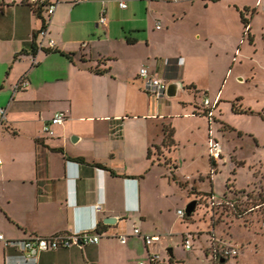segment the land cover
Returning a JSON list of instances; mask_svg holds the SVG:
<instances>
[{"label":"crops","instance_id":"obj_1","mask_svg":"<svg viewBox=\"0 0 264 264\" xmlns=\"http://www.w3.org/2000/svg\"><path fill=\"white\" fill-rule=\"evenodd\" d=\"M47 1L57 6L47 25L46 49H38L34 33L41 19L22 0H0V107L6 109V124L0 128V233L11 240L8 245L0 240V264H136L145 258L139 264L149 253L158 254L164 264L157 223L165 192L151 177L163 165L151 150L162 146L171 157L175 142L164 146L163 130L156 141L149 129L172 114L164 97L146 93L139 68L145 65L168 83H178L176 93L185 85L196 88L190 101L181 100L191 106L184 115L203 117L195 106L208 98L217 101L208 125L214 117L226 123L215 116L223 101L220 89L210 97L184 70L201 52L196 47L200 39L208 57L224 63L225 75L241 59L255 58L258 40L264 53V0H126L124 8L119 0ZM164 3L171 6L163 10ZM103 8L104 26L98 22ZM242 13L250 21L251 42ZM185 19L193 24L190 43L170 48L163 39ZM49 39L54 48H47ZM189 44L193 48L187 49ZM245 44L249 50H243ZM251 74L238 72L236 79H252ZM21 78L28 85L14 89ZM60 110L67 118L52 125L51 134L44 133L43 125ZM163 167L171 175L162 176L183 187L177 166ZM134 227L159 239L147 246L132 233ZM73 229L102 234L96 243L26 257L21 243L26 236ZM121 234L126 235L123 243Z\"/></svg>","mask_w":264,"mask_h":264},{"label":"rangeland","instance_id":"obj_2","mask_svg":"<svg viewBox=\"0 0 264 264\" xmlns=\"http://www.w3.org/2000/svg\"><path fill=\"white\" fill-rule=\"evenodd\" d=\"M170 3L162 4L161 9L167 10ZM192 27L191 21L185 19L175 25L168 38L163 40L170 48L179 43L185 46L186 42L190 43ZM197 42L196 47L202 53L192 56L191 59H195L193 67H185V76L195 78L200 86L204 85L210 97L220 89L223 101L215 116H220L234 130L221 121L218 123L215 117V122L211 120L209 126L206 116L184 115L191 106L186 107L181 100L193 98L194 93L190 90L180 88L176 95L163 98L164 103L170 104L168 110L172 117L160 121V124L152 123L149 130L159 141L162 122H170L175 129V146L170 151L172 158L162 146L153 148L151 154L163 166H177L176 175L183 187L174 181L168 182V177L162 176L165 173L171 175L165 167L158 166L152 170L151 177L155 184H159L158 191L165 192L162 193V213L157 223L161 226L158 234L165 245L162 258L164 264H264V203L254 205L257 195L264 193V53L258 40L257 47H254L257 49L255 58L251 61L241 59V63H235L225 75L224 63L211 60L206 54L209 50L207 45L201 39ZM189 45L187 49L194 44ZM243 47V50H249L246 44ZM251 67L254 68L252 72ZM238 72L243 76L252 73L250 76L253 78L238 81ZM198 96L203 98V94ZM237 97L241 100L236 101ZM233 100L247 113H234L231 109ZM195 103L198 105L196 100ZM210 128L213 129L211 134ZM208 134L221 144V153L214 159L213 168L208 152ZM192 200H196L194 212L188 219L187 216L180 218L177 209L184 211ZM187 234L193 237L190 250L182 244ZM217 238L238 247L239 253L223 261L212 257L209 254L210 241L213 239L215 242ZM169 248L174 254L172 261ZM144 259H137L136 264Z\"/></svg>","mask_w":264,"mask_h":264},{"label":"built area","instance_id":"obj_3","mask_svg":"<svg viewBox=\"0 0 264 264\" xmlns=\"http://www.w3.org/2000/svg\"><path fill=\"white\" fill-rule=\"evenodd\" d=\"M31 4H37L42 0H27ZM90 0H72V4H77L81 2H87ZM177 1V0H173ZM57 6V1H52L49 3L46 9L45 15V26L40 28L37 32V42L36 47L38 49H46L45 48V38L48 33L47 25L50 21V17L53 15ZM119 6L124 8L126 7V3L124 0H119ZM99 24L102 26L106 25L107 17L105 14V9L101 10V14L99 17ZM156 27H159L157 25ZM55 41L54 39H49L47 42V48H54ZM139 76L142 79L143 88L150 96L154 98H161L166 96L168 81L159 77L156 74L152 73L149 68L145 65H142L139 68ZM28 85V81L26 78H21L18 83L15 84L14 89H22ZM217 101L211 103L208 98H205L203 104L206 108L209 109L208 118L211 119L213 114V108L215 107ZM67 118L65 111H57L53 114V116L49 119V121L43 125L42 130L46 134H51V126L55 124H61ZM6 124V109L5 107H0V128H2ZM208 152L211 158H219L221 153V144L215 138L210 136L208 140ZM177 214L179 217H185V211L178 209ZM132 233L136 236H140L147 246L154 243L159 239L158 235L149 234L139 227H134ZM102 232L92 233L87 229H73L64 232H57L50 235H40V234H30L26 236L22 241V248L25 252L26 257H36L37 254L44 250L49 249H57V248H68L72 245H82L89 243H96L99 241ZM193 237L190 234H187L183 239V246L185 249L190 250L193 248ZM0 240L3 241L5 245H8L11 240L4 237L2 233H0ZM120 242L126 241V235L121 234L119 236ZM209 245V254L212 257H219L222 259L235 256L239 253V248L234 246L231 243L226 241L219 240L218 238L215 240L211 239ZM139 264H162V261L158 254L149 253L147 262H140Z\"/></svg>","mask_w":264,"mask_h":264},{"label":"trees","instance_id":"obj_4","mask_svg":"<svg viewBox=\"0 0 264 264\" xmlns=\"http://www.w3.org/2000/svg\"><path fill=\"white\" fill-rule=\"evenodd\" d=\"M23 2L27 3L31 8L32 10L34 11V13L41 19V28L45 26V15H46V9H47V6L49 5V1L47 0H42L41 2H38L37 4H31L29 3L27 0H22ZM245 12L248 11V9H244ZM242 23L246 29V33H248V39L249 41L251 42L252 41V37L249 33V19H247L245 16H243V13H242ZM38 31H36L34 33V36L37 34ZM129 42H131L132 40L128 39ZM35 45L33 44V50H35ZM64 54V53H63ZM64 55H67L69 56L68 54H64ZM95 72L97 73H101L102 71H100L99 69H95ZM185 89L187 90H190V91H196V88L193 86V85H185L184 86ZM241 100L240 98L236 99V101H239ZM197 107L198 109H201V114L206 116V117H209L208 116V112H209V109L205 107V105L202 103L201 106H195ZM231 109L234 113H247V110L242 108L240 106V104H236L235 101H233L231 103ZM212 118V117H211ZM214 119V118H213ZM215 121V120H214ZM221 124L227 126L230 130H234V128L224 122L221 121ZM163 134H164V138H163V145L164 146H172L174 145V139H173V127L170 125V124H164L163 125ZM238 134H241L239 131H237ZM150 153V152H149ZM77 159L81 160L80 157H77ZM76 159V160H77ZM210 165L211 167L213 168L214 165H215V160L213 158H210ZM255 200H257L254 205H260V204H263L264 203V193H259L257 195V197L255 198ZM186 216V214H185ZM190 216H187L186 219H188ZM185 218V217H184ZM171 261L173 260V256L169 258Z\"/></svg>","mask_w":264,"mask_h":264},{"label":"water","instance_id":"obj_5","mask_svg":"<svg viewBox=\"0 0 264 264\" xmlns=\"http://www.w3.org/2000/svg\"><path fill=\"white\" fill-rule=\"evenodd\" d=\"M177 88H178V83H176L174 81L168 83L167 91H166L167 96L176 95L177 94L176 93L177 92ZM182 88H184V86H182ZM195 205H196V200H192L185 206V210L184 211H185L186 216H191L192 215V213L194 212ZM112 222H113V218L107 220V223H112ZM169 256L170 257L173 256L171 248H169ZM221 261H223V259H221Z\"/></svg>","mask_w":264,"mask_h":264},{"label":"clouds","instance_id":"obj_6","mask_svg":"<svg viewBox=\"0 0 264 264\" xmlns=\"http://www.w3.org/2000/svg\"><path fill=\"white\" fill-rule=\"evenodd\" d=\"M131 210V209H130Z\"/></svg>","mask_w":264,"mask_h":264},{"label":"flooded vegetation","instance_id":"obj_7","mask_svg":"<svg viewBox=\"0 0 264 264\" xmlns=\"http://www.w3.org/2000/svg\"><path fill=\"white\" fill-rule=\"evenodd\" d=\"M222 259V258H221Z\"/></svg>","mask_w":264,"mask_h":264}]
</instances>
